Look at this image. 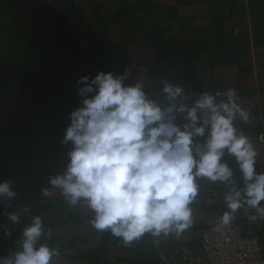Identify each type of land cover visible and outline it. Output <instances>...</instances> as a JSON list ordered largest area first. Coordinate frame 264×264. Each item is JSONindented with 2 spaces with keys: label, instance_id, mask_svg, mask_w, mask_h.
I'll use <instances>...</instances> for the list:
<instances>
[{
  "label": "clouds",
  "instance_id": "obj_1",
  "mask_svg": "<svg viewBox=\"0 0 264 264\" xmlns=\"http://www.w3.org/2000/svg\"><path fill=\"white\" fill-rule=\"evenodd\" d=\"M129 77L128 69L98 71L76 81L80 106L69 113L61 141L71 145L67 165L48 178L67 204L83 202L94 213L92 227L121 238L124 246L145 234L179 238L191 228L198 178L227 189L228 210L215 231L229 227L241 210L251 221L264 220V171H257L255 145L235 124L248 122L250 115L237 89L200 92L189 104L190 95L180 85L163 80L160 103L149 97L142 79L128 83ZM225 155L234 157L242 188ZM42 195H49L47 188ZM15 197L12 182L0 180V204ZM4 215L10 225L20 222L19 212ZM0 229L4 237L11 235L9 228ZM44 236L42 218L33 216L18 248L0 256V264H54L59 249L40 243Z\"/></svg>",
  "mask_w": 264,
  "mask_h": 264
},
{
  "label": "crops",
  "instance_id": "obj_2",
  "mask_svg": "<svg viewBox=\"0 0 264 264\" xmlns=\"http://www.w3.org/2000/svg\"><path fill=\"white\" fill-rule=\"evenodd\" d=\"M59 2L73 12L81 44L92 53L98 69L113 74L128 69L127 82L142 79L157 102L164 103L163 80L180 85L190 95L189 104L200 92L236 88L250 113L248 122L237 120L236 127L255 145L257 171H264V143L258 142L264 132V0ZM32 24L18 2L0 0V65L26 72L36 69L43 45ZM224 159L242 188L234 157ZM196 182L199 195L190 205L194 223L179 238L145 234L124 246L121 238L95 230L89 223L94 213L83 202L69 206L60 190L37 202L32 217L43 220L45 236L40 243L59 249L54 264H204L199 253L204 226L228 210L227 189L204 178ZM232 222L244 234L256 236L264 252V220L251 221L241 210Z\"/></svg>",
  "mask_w": 264,
  "mask_h": 264
},
{
  "label": "rangeland",
  "instance_id": "obj_3",
  "mask_svg": "<svg viewBox=\"0 0 264 264\" xmlns=\"http://www.w3.org/2000/svg\"><path fill=\"white\" fill-rule=\"evenodd\" d=\"M51 1L36 0L31 6L32 29L43 45L36 69L0 75V180L11 181L16 192L13 200L0 204V225L11 232L4 237L0 229V256L18 248L36 203L59 190L48 178L67 165L71 145L61 141L69 113L80 106L76 81L100 71L81 44L79 28ZM44 188L49 195H42ZM5 211L19 212L20 222L10 225Z\"/></svg>",
  "mask_w": 264,
  "mask_h": 264
},
{
  "label": "built area",
  "instance_id": "obj_4",
  "mask_svg": "<svg viewBox=\"0 0 264 264\" xmlns=\"http://www.w3.org/2000/svg\"><path fill=\"white\" fill-rule=\"evenodd\" d=\"M264 143V132L258 135ZM221 215L206 221L199 244V253L204 264H264V252L256 236L246 235L233 222L223 231L214 226Z\"/></svg>",
  "mask_w": 264,
  "mask_h": 264
},
{
  "label": "trees",
  "instance_id": "obj_5",
  "mask_svg": "<svg viewBox=\"0 0 264 264\" xmlns=\"http://www.w3.org/2000/svg\"><path fill=\"white\" fill-rule=\"evenodd\" d=\"M13 2H16V3L18 2L19 6L21 7V10H22V12L26 18H28L30 20L33 19V17L32 18L30 17L33 13V9L31 6L33 3L37 4L36 0H13ZM42 52H43V48H42ZM41 56H42V54H41ZM41 56H40V58H41ZM21 71H23V70L13 69V68L6 67L4 65H0V75H2L3 73L11 75V74L19 73Z\"/></svg>",
  "mask_w": 264,
  "mask_h": 264
},
{
  "label": "water",
  "instance_id": "obj_6",
  "mask_svg": "<svg viewBox=\"0 0 264 264\" xmlns=\"http://www.w3.org/2000/svg\"><path fill=\"white\" fill-rule=\"evenodd\" d=\"M51 2H53L56 6H58L60 9H62L71 19V21L74 23V24H77V20L73 14V12L68 8V7H65L63 5H60V2L59 0H52ZM86 48V47H85ZM86 51L88 53V56L90 58V61L95 64V58L94 56L92 55V53L89 51V49L86 48Z\"/></svg>",
  "mask_w": 264,
  "mask_h": 264
}]
</instances>
